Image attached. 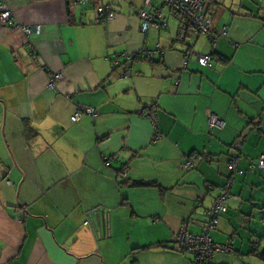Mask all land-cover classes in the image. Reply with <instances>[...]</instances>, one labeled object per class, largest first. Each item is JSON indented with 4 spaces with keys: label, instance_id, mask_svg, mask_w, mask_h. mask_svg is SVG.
Masks as SVG:
<instances>
[{
    "label": "crops",
    "instance_id": "1",
    "mask_svg": "<svg viewBox=\"0 0 264 264\" xmlns=\"http://www.w3.org/2000/svg\"><path fill=\"white\" fill-rule=\"evenodd\" d=\"M68 1L0 0L16 24L41 30L27 37L0 22V264H192L175 237L205 232L226 185V212L208 235L229 249L211 264L264 261L250 253L264 235V172L249 167L264 152V0H209L215 31L226 29L214 48L204 35L183 37L163 0ZM102 4L116 13L109 22L95 21ZM142 9L161 11L164 26L142 34ZM85 107L94 115L72 121ZM211 115L221 123L210 127ZM235 142L242 173L232 175ZM189 157L199 159L183 169ZM92 210L105 237L83 224Z\"/></svg>",
    "mask_w": 264,
    "mask_h": 264
},
{
    "label": "built area",
    "instance_id": "2",
    "mask_svg": "<svg viewBox=\"0 0 264 264\" xmlns=\"http://www.w3.org/2000/svg\"><path fill=\"white\" fill-rule=\"evenodd\" d=\"M90 0H69V3L72 6H76L79 4H86ZM164 4L172 11L180 14L187 20V25L184 29V33L192 34L193 31L197 32L200 35L206 36L210 42L212 47H215L216 40L219 36L225 35L226 29L224 28L222 33H218L214 29L213 16L207 10V0H163ZM96 22H109L114 19L116 13L112 9V6L109 4H102L96 7ZM138 18L140 22V31L142 34H147L150 30H159L161 26H164L163 15L161 11L156 10L153 12L146 11L144 9L140 10L138 13ZM0 22L3 26L8 28H18L22 33H24L27 37L31 35H38L41 30L40 27H25L16 24L14 21V17L12 12L6 7L5 4L0 2ZM156 51L159 50V46L156 45ZM144 56L151 55L152 51L145 50L141 52ZM192 55L195 57L197 63L200 66L209 67L212 64V56L210 54H202L196 51L192 52ZM122 56L125 60H130V55L123 53ZM33 60L37 58L33 56ZM187 61L185 62V64ZM122 76L130 75V68L128 66L121 67ZM64 78L63 72H52L49 74V79L46 84V88L55 91L56 82L62 80ZM81 111H85L90 115H94L92 108H80L78 109L73 116L71 117L72 121H76L81 116ZM144 114H146L151 121L153 122L155 128V116L152 110L148 108V106H143L141 110ZM221 122L215 116L211 115L208 119V125L215 126L219 125ZM160 134L155 133V139H159ZM238 143V140H237ZM237 143H233L231 146L233 156H230L228 169L233 172L241 173L239 169H237L238 162V154L239 150H237ZM116 158V156H115ZM199 159V157H189L187 161L183 164V169H190L194 166L195 162ZM106 164L110 163L109 159L105 160ZM250 168L254 167L253 163H250ZM256 167L260 170H264V152H262L257 158ZM125 170H123V173ZM229 186V185H228ZM226 185L224 189H222L220 195L216 198L213 205L206 211L207 222L205 223V232L201 235H192L187 233L183 227L181 228L178 235L175 237L176 247L184 252L190 253L194 260L198 264H208L211 260L212 251H226L228 248L227 245H220L212 243L208 231L213 228V226L217 223L218 216L222 213L226 212V202L229 197V188ZM96 210H92L88 212V216L84 220L83 224L87 225L89 222H94L96 224V235L98 238H102L106 236L107 225L105 224V220L99 212H95ZM18 220H20L18 218Z\"/></svg>",
    "mask_w": 264,
    "mask_h": 264
},
{
    "label": "trees",
    "instance_id": "3",
    "mask_svg": "<svg viewBox=\"0 0 264 264\" xmlns=\"http://www.w3.org/2000/svg\"><path fill=\"white\" fill-rule=\"evenodd\" d=\"M69 2V1H68ZM90 2V1H89ZM88 2V3H89ZM79 5H86V4H79ZM208 6H209V0H207V10H208ZM176 13V12H175ZM178 14V13H177ZM180 15V14H179ZM181 16V15H180ZM182 17V16H181ZM182 19H183V22L185 23V27H186V25H187V20L184 18V17H182ZM185 29V28H184ZM197 35L198 33L197 32H195V31H193L192 32V35ZM200 35V34H199ZM151 55H147L146 57H150ZM136 57H143L144 58V55L141 53V52H139L138 54H136V55H130V60L131 59H135ZM130 60H128V61H126L125 60V58H124V61H126V63H128V62H130ZM212 65V64H211ZM126 66H128L129 67V65H127L126 64ZM239 157V156H238ZM109 165V164H108ZM254 168H256L257 170H259V171H261V172H264V170H260L259 168H257L256 167V163L254 164ZM238 169V168H237ZM250 171H252V169H250ZM230 173L233 175L234 173H237V174H240V173H238V172H233V171H231L230 170ZM242 173V172H241ZM231 183V182H230ZM133 184L134 185H143V184H146V183H144V182H133ZM231 186V185H230ZM229 198V197H228ZM228 200V199H227ZM223 214V213H222ZM221 215V214H220ZM219 217V216H218ZM263 240H264V235H262V236H258V237H255V238H253L251 241H250V253H252V254H254V255H256V256H258V257H261V258H264V255H262L261 253H260V245H261V243L263 242ZM178 249V248H177ZM178 251H180L181 252V250H178ZM214 251H212V253H213ZM211 253V254H212ZM190 254V253H189ZM191 263L192 264H198L195 260H194V258H193V256H192V260H191ZM208 264H211V260H210V262L208 263Z\"/></svg>",
    "mask_w": 264,
    "mask_h": 264
},
{
    "label": "rangeland",
    "instance_id": "4",
    "mask_svg": "<svg viewBox=\"0 0 264 264\" xmlns=\"http://www.w3.org/2000/svg\"><path fill=\"white\" fill-rule=\"evenodd\" d=\"M232 151V150H231ZM234 154H233V152H232V154L230 155V156H233ZM261 226V228H262V230H264V226L263 225H260ZM236 237V239H241V237L240 236H235ZM226 243V241H224L223 243H221V244H225ZM239 244H240V242H239ZM262 248H264V240H263V242L261 243V246H260V250L262 249ZM182 254V256H184V257H186V259H191L192 260V257H191V254H189V253H186V252H184V253H181ZM225 253H221V254H219V255H217V257H219L220 259L221 258H223V257H226L228 254H226V255H224ZM177 260H173L174 261V264H185L183 261H179L178 260V257H175ZM248 259H244L243 257H241V261L240 262H243V263H246V264H264V261H260V260H257V259H254V258H252V260H249V261H247ZM130 261V260H129ZM143 263H146V264H148L147 263V260L145 259L144 261H143Z\"/></svg>",
    "mask_w": 264,
    "mask_h": 264
},
{
    "label": "water",
    "instance_id": "5",
    "mask_svg": "<svg viewBox=\"0 0 264 264\" xmlns=\"http://www.w3.org/2000/svg\"><path fill=\"white\" fill-rule=\"evenodd\" d=\"M191 36V34H186V33H184V36L183 37H190ZM193 51H195V50H191L189 53H190V55L192 54V52ZM260 253L262 254V255H264V248H262L261 250H260Z\"/></svg>",
    "mask_w": 264,
    "mask_h": 264
}]
</instances>
